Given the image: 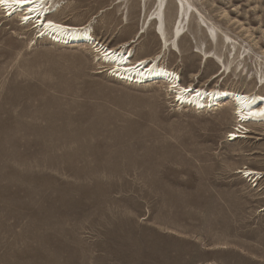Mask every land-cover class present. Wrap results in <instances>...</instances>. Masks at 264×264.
Wrapping results in <instances>:
<instances>
[{
    "label": "rangeland",
    "instance_id": "374dc122",
    "mask_svg": "<svg viewBox=\"0 0 264 264\" xmlns=\"http://www.w3.org/2000/svg\"><path fill=\"white\" fill-rule=\"evenodd\" d=\"M59 1L64 11L51 14L92 21L108 45L144 27L137 56L162 50L152 0ZM191 1L219 38L223 30L240 43L238 53L216 45L199 19L183 31L181 52L167 50L169 65L185 84L255 90L264 0ZM2 16L0 264H264V126L231 141L229 105L178 106L165 86L113 79L89 46L30 43L32 31ZM168 20L170 32L175 1ZM199 46L232 69L222 76ZM244 166L263 177H244Z\"/></svg>",
    "mask_w": 264,
    "mask_h": 264
},
{
    "label": "bare ground",
    "instance_id": "6f19581e",
    "mask_svg": "<svg viewBox=\"0 0 264 264\" xmlns=\"http://www.w3.org/2000/svg\"><path fill=\"white\" fill-rule=\"evenodd\" d=\"M152 1L157 4V8L149 22L151 21V24L155 26V35L161 42L162 50L155 55L143 57L137 56L133 46L137 44L144 33V27L132 39L111 46L95 36L92 21L71 23L60 20L56 18L55 14H51L64 11L59 0H21V6H17L15 0H0V12L3 18H10V23H14L16 19L28 31L33 32L35 37L30 39V43L36 38H42L69 47L89 46L99 61L98 65H101L103 71H107L113 79L144 82L141 83L143 86L150 84V82L165 86L178 106L183 105V107H190L202 112L218 110L229 105L235 120L232 130L228 132L229 138H232L233 141L246 138V134L252 131L253 125L264 126V114H262L264 113V74L260 76V82L256 80L255 90L252 91L220 85L211 87L209 84H204L197 86L193 82L185 84L182 75L176 72L165 58L168 49L170 53L176 50L181 52L180 43L186 34L185 32L182 34V32L187 25L189 30L191 24L199 22V19L207 24L213 40H216V45L219 43L225 45L227 42L231 47L230 52L234 51L236 55L238 53L237 46L240 43L228 33H224L223 30L221 31L223 34L219 38L217 25L213 22L208 24L207 18L191 0ZM173 1L176 5V20L169 32L168 9ZM205 34L209 37L207 30H205ZM163 50L165 53L162 55ZM195 53L202 56L203 62L216 59V63L224 68L221 73L222 76L232 69L233 61L226 62L222 55L213 49L208 50L207 47L199 46ZM193 77L198 79V74L193 75ZM238 172L244 177L250 178L251 181L254 180V182H259L263 177L262 171L249 166H244ZM261 211H264V206Z\"/></svg>",
    "mask_w": 264,
    "mask_h": 264
},
{
    "label": "snow or ice",
    "instance_id": "6c2138e0",
    "mask_svg": "<svg viewBox=\"0 0 264 264\" xmlns=\"http://www.w3.org/2000/svg\"><path fill=\"white\" fill-rule=\"evenodd\" d=\"M15 3L17 6H21V0H15ZM262 114H264V113H262Z\"/></svg>",
    "mask_w": 264,
    "mask_h": 264
},
{
    "label": "built area",
    "instance_id": "2783aa9c",
    "mask_svg": "<svg viewBox=\"0 0 264 264\" xmlns=\"http://www.w3.org/2000/svg\"><path fill=\"white\" fill-rule=\"evenodd\" d=\"M229 140L233 141L232 138H229Z\"/></svg>",
    "mask_w": 264,
    "mask_h": 264
}]
</instances>
